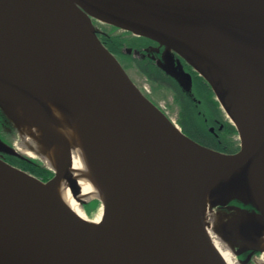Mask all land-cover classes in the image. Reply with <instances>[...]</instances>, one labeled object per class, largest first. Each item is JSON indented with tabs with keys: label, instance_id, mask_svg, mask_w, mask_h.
I'll return each mask as SVG.
<instances>
[{
	"label": "water",
	"instance_id": "1",
	"mask_svg": "<svg viewBox=\"0 0 264 264\" xmlns=\"http://www.w3.org/2000/svg\"><path fill=\"white\" fill-rule=\"evenodd\" d=\"M0 5L40 28L36 45L54 90L71 111L92 112L129 137L121 151L102 152L116 228L104 243L87 236L85 225L34 182L38 177L0 156V264H226L203 233L197 197L230 171L237 193L226 199L228 205L264 216V174L252 176L264 172V91L258 86L264 81V0H0ZM94 20L178 53L211 84L231 121L243 92L258 90L262 103L240 149L223 152L186 134L136 84L101 40ZM0 80L28 105L42 104L1 58ZM0 110L18 129L1 101ZM42 127L68 149L64 170H53L45 182L63 175L78 192L70 142L48 129L45 117ZM0 151L28 158L1 137ZM261 229L264 223L244 221L228 230L240 242V254L252 251L245 263L260 251Z\"/></svg>",
	"mask_w": 264,
	"mask_h": 264
},
{
	"label": "bare ground",
	"instance_id": "2",
	"mask_svg": "<svg viewBox=\"0 0 264 264\" xmlns=\"http://www.w3.org/2000/svg\"><path fill=\"white\" fill-rule=\"evenodd\" d=\"M40 33V28L31 27L18 14L0 5V58L18 77L36 90L42 104L28 105L12 94L1 80L0 101L18 122L21 134L18 152L22 155L41 160L52 170L60 167L64 170L68 149L64 143L53 141L44 130V117L48 129L57 131L68 139L71 144L70 169L77 179L79 191L74 192L63 175L50 182L35 177L33 180L69 214L85 225L87 236L104 243L108 237H115L116 228L111 215L107 169L102 154L121 151L129 137L124 131L108 125L92 112L84 111L75 115L58 96L45 58L36 45V37ZM258 86L264 91V81H260ZM261 103L262 96L258 90L243 92L240 111L236 118H232L241 139H245L248 122L254 121ZM262 174L263 170H255L252 176L258 178ZM236 193L233 173L224 172L212 180L204 193L197 197L196 204L203 233L226 264H243L228 230L241 226L244 221L264 223L262 215L250 214L244 217V212L237 210V214L232 217L227 212L215 211V206L223 205L228 197ZM1 195L0 187V197ZM94 198L101 200V207L95 216L90 217L85 204ZM3 201L6 202L5 199ZM258 233L261 254L254 255L250 263L264 264V229Z\"/></svg>",
	"mask_w": 264,
	"mask_h": 264
},
{
	"label": "trees",
	"instance_id": "3",
	"mask_svg": "<svg viewBox=\"0 0 264 264\" xmlns=\"http://www.w3.org/2000/svg\"><path fill=\"white\" fill-rule=\"evenodd\" d=\"M117 30L119 28L114 25H105L104 32L99 34L100 38L127 69L137 68L154 85L166 87L174 92L175 99L181 106L179 123L186 134L204 145L223 152L232 153L240 149L238 141L233 137L238 130L226 118L211 84L205 77L178 53L168 52L157 41L146 36L134 35L131 31ZM161 47L165 51L161 50ZM166 53H170L169 58ZM186 75L191 77L190 90L183 88L180 80L181 77L186 81ZM17 136V128L0 112V137L12 145ZM10 156L20 161L29 173L43 181H48L54 175L41 160L30 159V162L15 155ZM94 200L100 203L99 199ZM232 203L249 209L254 208L251 204L238 201Z\"/></svg>",
	"mask_w": 264,
	"mask_h": 264
},
{
	"label": "rangeland",
	"instance_id": "4",
	"mask_svg": "<svg viewBox=\"0 0 264 264\" xmlns=\"http://www.w3.org/2000/svg\"><path fill=\"white\" fill-rule=\"evenodd\" d=\"M94 24L99 31L104 32L105 25H103L98 20H94ZM121 31H122L121 29L117 30V32H121ZM128 72H129L130 76L133 78V80L136 82V84L142 90H145L146 94L155 103H157L169 115V117L172 118V120H174L179 126H181L179 123L181 106H180V103H178L176 101L174 92L170 89H167L166 87H158V86L154 85L148 79V77L144 73L140 72L137 68H128ZM183 86H184L183 88H185L187 90H190L192 88L191 83L188 79H186V81L184 80ZM225 115H226V118H228L226 113H225ZM228 119H230V118H228ZM14 122H15L16 126L18 127L17 120H15ZM17 130H18V132H17L18 136H17L16 141L14 142V146H13V148H15L16 150H18V144L21 142V134H20L19 128ZM233 137L235 140L238 141V144L240 145L239 133L234 134ZM0 153H6V152L0 151ZM94 199H98V198H94ZM94 199L88 201L87 204L85 205L87 214L90 217L95 216L97 214L99 208L101 207V200H100V203H98ZM214 209H215V211L227 212L232 217L237 214V209L229 206L228 200H226L225 204H223V205L215 206ZM243 215H244V217L249 216L245 212L243 213ZM232 239L236 243V248L239 249L240 242L234 238H232ZM245 253H243V254H245ZM254 253L256 256H259L261 254V251L257 250V251H254ZM241 261L243 262V264H247L244 262L245 259H241ZM248 264H255V262H253V263L249 262Z\"/></svg>",
	"mask_w": 264,
	"mask_h": 264
},
{
	"label": "flooded vegetation",
	"instance_id": "5",
	"mask_svg": "<svg viewBox=\"0 0 264 264\" xmlns=\"http://www.w3.org/2000/svg\"><path fill=\"white\" fill-rule=\"evenodd\" d=\"M155 46H158V44H156V43H153ZM166 49V48H165ZM165 49L163 48V47H161V50H164L165 51ZM166 55H167V58H169V56L168 55H170V53L168 54V53H166ZM0 156L2 157V158H4L7 162H9V163H11L12 165H14V166H16V167H19V168H22V169H24V170H26L25 168H23V164L20 162V161H18L17 159H15L14 157H11L10 156V154H8V153H0ZM22 159V158H21ZM25 160V159H24ZM27 160V159H26ZM25 160V161H26ZM29 160V159H28ZM27 160V161H28ZM30 162H31V160H29ZM27 171V170H26ZM252 251L251 250H248V251H246V253L245 254H242L241 255V259H246L247 257H248V255L251 253ZM255 254V253H254ZM254 254L252 255V257L254 256Z\"/></svg>",
	"mask_w": 264,
	"mask_h": 264
}]
</instances>
